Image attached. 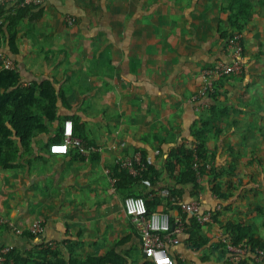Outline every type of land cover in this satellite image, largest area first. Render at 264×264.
Wrapping results in <instances>:
<instances>
[{
    "label": "crops",
    "instance_id": "obj_1",
    "mask_svg": "<svg viewBox=\"0 0 264 264\" xmlns=\"http://www.w3.org/2000/svg\"><path fill=\"white\" fill-rule=\"evenodd\" d=\"M249 1L240 31L242 73L218 83L212 96L194 99L203 70L230 61L223 34L232 28L234 8L224 0H44L30 13L35 21L20 23L12 57L21 86L52 82L57 117L45 119L48 129L28 144L18 138L13 160L0 161V218L23 231L41 220L39 243L66 242L88 264L106 255L109 264H145L140 233L124 208L125 198L138 194L152 212L169 213L173 224L183 202L219 207L218 221L203 225L204 248H192L185 233L168 246L174 264H228V251L215 248L226 241L223 225L235 218L264 241V0ZM203 114L213 126L208 166L224 178L223 191L233 192L224 202L212 178L198 177L197 187L177 185L166 166L169 153L202 130ZM63 120L97 150L85 156L70 143L67 154H53L50 145L65 141ZM138 152L154 171L150 185L117 166L118 156ZM9 162L12 167L3 166ZM13 242L31 248L0 224V245ZM250 257L249 264H264Z\"/></svg>",
    "mask_w": 264,
    "mask_h": 264
},
{
    "label": "trees",
    "instance_id": "obj_2",
    "mask_svg": "<svg viewBox=\"0 0 264 264\" xmlns=\"http://www.w3.org/2000/svg\"><path fill=\"white\" fill-rule=\"evenodd\" d=\"M20 1L23 0H18L13 7L8 8V3H4L0 0V161L7 158L10 161L13 160L17 151L18 138H21L23 145L28 144L35 134L48 129L45 124V119L51 121L57 117V92L51 81H49L47 85H36V83H32L29 86H21L20 83L21 80L17 62L16 59L12 57V55L14 56L19 52V48L16 44L18 39V27L25 18L31 22L35 21L37 18L30 13H34L35 9L40 6H21ZM224 1L227 3V6H233L234 8L232 9V15L229 17L232 28L223 34L224 38L227 40L234 32H240L243 29L252 10V4L249 0ZM237 6H239L238 10L236 9ZM2 55L14 61V69L4 67L5 58L1 59ZM225 78L218 81L217 84L223 82ZM217 84L215 85L216 88L218 86ZM204 116L205 114L201 116L202 123L206 121ZM66 121L67 120H63V122ZM208 124V121H206V123L202 125L203 128L201 127L202 130L195 129L193 133V142L190 144H183L172 150L166 160V166L172 173L177 185L193 184L197 187L198 177L203 176L204 178H212L210 180L212 190L217 195L219 201L224 202L233 195V192L223 191L222 181L224 178L220 176L216 167L212 165L208 166L210 160L206 158L207 133L210 128L213 129V126L210 127V124ZM76 128H74V137H77L75 136L77 135ZM90 147L91 146H87L86 148ZM143 159L149 166V171L144 173L143 177L153 182L152 174L154 171L152 166L148 163L145 156H143ZM9 163V165L4 164L3 166L6 168L12 167L11 162ZM117 166L120 167L119 165ZM230 167H233V165L230 164ZM124 174L132 177L125 171ZM132 178L136 182L141 180L139 177ZM178 192L181 193L182 190L179 189ZM135 196L142 195L138 194ZM172 196L176 198L178 195L172 194ZM146 204L151 213L152 211L147 201ZM212 213L213 221H218L221 211L219 209H214ZM181 219L185 226L183 233L189 235L187 237L188 239L185 241H188L192 248H204L208 244V240L202 234L204 226L197 221L195 216L188 213L183 212ZM10 222L11 221L8 220L0 224H6L7 227L11 229ZM223 228L226 241L221 242L215 248L219 250L220 253L226 254L227 243L239 247L246 243L250 246L251 257L249 260L253 261L255 249L258 247L264 250V241L255 236V233L251 231V227L245 224L244 219L235 218L234 220H229L223 225ZM18 235H20L22 241L30 244L31 248L24 249L14 242L11 243L13 247L4 254L3 260H0V264H88L86 262H79V257L70 253L72 248L68 246L66 242L57 245L53 242L46 243L43 241L39 243L36 239L37 235L39 236L40 234H34L30 229L24 230L22 234ZM4 245L6 244L0 245V248ZM64 249L69 250V255H65ZM111 258L110 255L98 257L96 258L97 264L112 263ZM207 258H209V256L205 257V259ZM226 263L232 264L227 261ZM145 264L154 263L146 259ZM239 264L249 263L246 258H243Z\"/></svg>",
    "mask_w": 264,
    "mask_h": 264
},
{
    "label": "built area",
    "instance_id": "obj_3",
    "mask_svg": "<svg viewBox=\"0 0 264 264\" xmlns=\"http://www.w3.org/2000/svg\"><path fill=\"white\" fill-rule=\"evenodd\" d=\"M18 0H2L8 4H15ZM44 0H23L20 1L23 5H41ZM68 23L73 24L74 19L68 18ZM225 46L230 56V61L218 60L212 66L205 68L202 73V86L198 94L193 97L196 99L201 96H212L216 90V84L221 79L239 75L243 71L244 59V44L242 32H234L232 36L227 38ZM5 58L4 67L15 68L14 61L2 55L1 59ZM65 141L55 142L50 145V151L53 154H67L69 152V144L72 143L80 153L89 156L91 152H95V147L86 148L80 138L73 136V124L71 120L65 122L64 128ZM117 165L126 170L130 175L141 178V181L150 185V179L144 178L143 174L149 171V166L144 162L142 153H135L134 156L123 154L117 157ZM124 208L127 215L132 219L135 227L140 233L142 251L145 258L154 264H174V259L171 257L168 246L170 244H178L180 242L179 235L184 231V223L179 218L176 224L171 221L170 214L167 212H149L146 204V199L143 196L131 195L125 198ZM219 209V207H218ZM181 210L184 213L195 216L197 221L205 225L213 222L212 210H203L201 201L195 200L191 202L181 203ZM6 218H0V223L7 222ZM17 234H22L17 226L9 223ZM30 231L34 234H41L44 231V226L41 220L33 222L30 226ZM38 236V235H37ZM13 247L8 243L0 248V260H3L6 254ZM228 261L238 264L241 260L247 257L250 252V246L244 243L241 247L227 243ZM253 258L257 262L264 259V250L256 248Z\"/></svg>",
    "mask_w": 264,
    "mask_h": 264
},
{
    "label": "rangeland",
    "instance_id": "obj_4",
    "mask_svg": "<svg viewBox=\"0 0 264 264\" xmlns=\"http://www.w3.org/2000/svg\"><path fill=\"white\" fill-rule=\"evenodd\" d=\"M194 97H195V96H194ZM206 224H207V223H206ZM206 224H205V225H206ZM49 243H51V242H49ZM137 252H138L137 250H134V251H132L131 253L134 254V253H137Z\"/></svg>",
    "mask_w": 264,
    "mask_h": 264
}]
</instances>
